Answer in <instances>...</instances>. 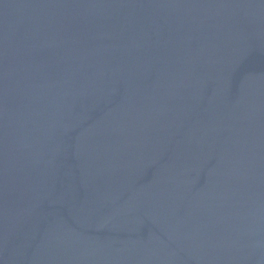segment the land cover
Returning a JSON list of instances; mask_svg holds the SVG:
<instances>
[{
	"label": "water",
	"instance_id": "1",
	"mask_svg": "<svg viewBox=\"0 0 264 264\" xmlns=\"http://www.w3.org/2000/svg\"><path fill=\"white\" fill-rule=\"evenodd\" d=\"M0 264H264V0H0Z\"/></svg>",
	"mask_w": 264,
	"mask_h": 264
}]
</instances>
